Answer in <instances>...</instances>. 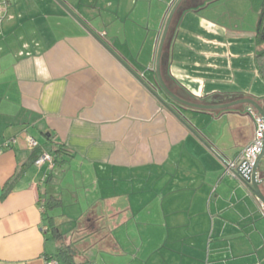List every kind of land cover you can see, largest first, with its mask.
<instances>
[{"label":"crops","instance_id":"obj_1","mask_svg":"<svg viewBox=\"0 0 264 264\" xmlns=\"http://www.w3.org/2000/svg\"><path fill=\"white\" fill-rule=\"evenodd\" d=\"M58 1L0 0V144L14 141L0 154V264H47L54 243L44 205L57 199L55 182L70 184L73 205L86 203V221L137 233L125 250L109 233L103 251L125 264H264L262 203L224 174L254 139L253 108L192 110L157 81V48L176 0ZM262 1L247 2V15L230 1L184 3L164 43L166 88L194 104L249 99L264 110L254 61ZM41 153L53 156V169L34 164Z\"/></svg>","mask_w":264,"mask_h":264},{"label":"rangeland","instance_id":"obj_2","mask_svg":"<svg viewBox=\"0 0 264 264\" xmlns=\"http://www.w3.org/2000/svg\"><path fill=\"white\" fill-rule=\"evenodd\" d=\"M226 1H230L232 4H236L237 8L240 11H245V15L248 14V3L252 2L256 4L258 7V4L262 0H223L222 5L227 3ZM221 5V4H220ZM247 7V8H246ZM251 16L253 14L251 13ZM248 16V21H249ZM224 172V169H223ZM60 173L57 170L54 171L53 174ZM259 173L261 178L264 180V158L261 160V167L259 168ZM228 178V177H226ZM264 183V182H263ZM262 184V183H261ZM65 186V187H64ZM67 187H71L70 184H62V182H55L54 184L50 185L49 189L52 188L57 193V199H59V203L51 208L47 209V216L48 218L52 219L53 223L58 226V229L62 232H66L67 229H72L76 227V232L72 233L70 236H67V238L64 239V242L66 244L69 243H76V247L78 248L79 255L77 256V260L82 261L85 259L84 256L91 255L90 251L94 246H97L96 249H93L92 253V262H96V264H125V256H114L112 252L103 251L107 248H109V233L112 234V238L115 244L121 247L122 250H125L127 247V243L129 242L132 244L134 241H138L137 233H114L111 231L112 227H109L108 230L105 224H101L97 221L95 216H91V222L92 223H86V218H84L86 213L90 212L87 211V205L83 202L82 199H80L79 205H73L72 200L70 199L71 196V190L67 189ZM234 187V186H231ZM264 187V185H262ZM77 193V191H75ZM239 194V198L242 197V193L240 190L237 192ZM80 194V193H79ZM228 218H233L231 214L227 215ZM91 224V225H90ZM112 224V223H111ZM101 225V226H100ZM106 227V228H103ZM111 226V225H110ZM45 231V230H44ZM68 234V233H63ZM85 236H88L86 241H81V239ZM52 236H48V244L51 245L53 240L51 239ZM127 238V239H126ZM105 248V249H103ZM108 250V249H107ZM81 253V254H80ZM84 254V256H83ZM127 259V258H126ZM132 261V259L128 260Z\"/></svg>","mask_w":264,"mask_h":264},{"label":"water","instance_id":"obj_3","mask_svg":"<svg viewBox=\"0 0 264 264\" xmlns=\"http://www.w3.org/2000/svg\"><path fill=\"white\" fill-rule=\"evenodd\" d=\"M55 1H57L59 4H61L58 0H55ZM183 1L184 0H176L175 1L173 7L171 8V10H170V12L166 18L165 25H164V28L162 31V35H161V38H160V41L158 44L157 53H156V61H155V73H156L157 81L159 83L160 88L163 89L165 91V93L173 101H175L179 105H182L185 108H189V109L196 110V111H212V110H224V109H228V108H231V107L237 106V105H247V106L252 107L258 113V115L262 118V120L264 121V110L257 103H255L252 100L240 99V100H237V101H234L231 103H227V104H223V105H210V106L209 105H199V104L186 102V101H183V100L177 98L166 88V86L164 85V83L161 79V76H160V59H161L162 50L164 47L165 39H166L168 30L170 27L172 18H173L175 12L178 10V8L180 7V5L182 4ZM62 7H64V6H62ZM64 9H65V7H64ZM67 12L69 13V11H67ZM70 16L73 19H75V21H77L80 25H82V27H84L86 29V31L94 39H96L99 42V44L107 52H109L113 57H115L118 61H120V59L110 50V48H108L102 41H100L87 27H85V25H83V23H81V21L77 17H75L72 14H70ZM162 105L167 110H169L179 121H181L182 124H184L186 127L190 128L183 120H181V118L179 117L178 114L174 113L164 103H162ZM262 158H264V144H263L262 150H261L260 154L258 155L253 167L249 170V168H245V167L240 166V168L235 170L234 178H236L254 197H256L264 205V196L261 193V190L259 188V183L256 180V173L259 172V168L261 167ZM248 171H249V173H248Z\"/></svg>","mask_w":264,"mask_h":264},{"label":"trees","instance_id":"obj_4","mask_svg":"<svg viewBox=\"0 0 264 264\" xmlns=\"http://www.w3.org/2000/svg\"><path fill=\"white\" fill-rule=\"evenodd\" d=\"M185 2H186V0H184L182 2L180 7L178 8V10L182 8V6L184 5ZM205 4H207V3H205ZM205 4L197 5L194 8L199 9L200 7L204 6ZM170 27H171V25H170ZM170 27H169V29H170ZM168 32H169V30H168ZM255 44L257 47V51H256L255 56H254V61H255V64L257 66L259 75L264 80V0L262 1V4H261L259 16H258V21H257V25L255 28ZM164 52H165V45H164L163 52L161 55V60H160L161 67L164 64V58H165ZM210 100L211 101L213 100V102L218 101L217 99H210ZM21 174H23V170L18 171L17 174H15V176H13L9 181H7V183L5 184L6 188L4 190L2 197L6 196L8 194V192H10L12 190L15 182L20 178ZM45 202L46 203L44 205V209L46 211V215L44 217V222H45L46 229H45L44 233L47 237V240H48V236H52L51 239L53 240V243H54L53 253L50 256L46 257V261L47 262L55 261L57 264H91V263H93L92 262V253H93L92 250L96 249L97 246H94L92 248V250L90 251L91 255L84 256V254H83L85 259H83L82 261H80V260L78 261L77 256L79 255V252H78V248L76 247V243L66 244L64 242V239L67 238V236H70L72 233H75L77 229L76 228L73 229V232L70 233L69 235L63 234L58 229V227L53 223L52 219L48 218V216H47V209L57 205L59 203V200L55 199L53 197H48L45 199ZM85 222L87 224L92 223L91 221H85ZM87 237L88 236L83 237L81 239V241H83V240L86 241V239H88ZM103 249H105V248H103Z\"/></svg>","mask_w":264,"mask_h":264},{"label":"built area","instance_id":"obj_5","mask_svg":"<svg viewBox=\"0 0 264 264\" xmlns=\"http://www.w3.org/2000/svg\"><path fill=\"white\" fill-rule=\"evenodd\" d=\"M249 113L253 117V122L255 125L254 139L252 143L248 147H246L234 160L225 163V172H224L225 175L234 176L235 170L240 168V166L249 168L250 170L253 167L258 155L262 150L264 144V121L258 114L255 113L253 109H249ZM25 141L27 143V146L31 150H35L39 146L37 141L29 135H26ZM12 143H14V141L10 140L0 144V154L4 150L9 149ZM34 164L38 167H40L43 164H47L49 166V169H53L55 163L52 155L48 153H41L38 155ZM256 180L259 184H261V182L263 181L259 172L256 173ZM261 209L264 214L263 204H261ZM47 264H57V263L55 261H49L47 262Z\"/></svg>","mask_w":264,"mask_h":264},{"label":"flooded vegetation","instance_id":"obj_6","mask_svg":"<svg viewBox=\"0 0 264 264\" xmlns=\"http://www.w3.org/2000/svg\"><path fill=\"white\" fill-rule=\"evenodd\" d=\"M203 1H207V0H186V4H190L191 6H197V5H200L202 4Z\"/></svg>","mask_w":264,"mask_h":264}]
</instances>
